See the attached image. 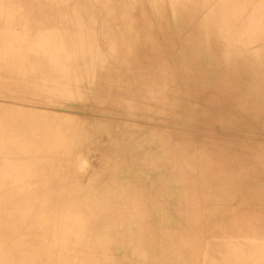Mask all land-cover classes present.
I'll return each mask as SVG.
<instances>
[{
    "label": "rangeland",
    "instance_id": "obj_1",
    "mask_svg": "<svg viewBox=\"0 0 264 264\" xmlns=\"http://www.w3.org/2000/svg\"><path fill=\"white\" fill-rule=\"evenodd\" d=\"M153 260L264 264V0H0V264Z\"/></svg>",
    "mask_w": 264,
    "mask_h": 264
},
{
    "label": "bare ground",
    "instance_id": "obj_2",
    "mask_svg": "<svg viewBox=\"0 0 264 264\" xmlns=\"http://www.w3.org/2000/svg\"><path fill=\"white\" fill-rule=\"evenodd\" d=\"M142 12H143V11H142ZM146 12H147V11H146ZM148 23H150V22H148ZM150 24H151V23H150ZM164 33H165V32H164ZM236 130H237V129H236ZM163 139H164V138H163ZM158 143H159V142H158ZM159 144H160V143H159ZM160 145H162V143H161ZM186 146H187V145H186ZM160 147H161V146H160ZM196 149H197V148H196ZM162 150H164V149H162ZM185 150H186V149H185ZM163 152H164V151H163ZM116 155H117V154H116ZM164 162H165V161H164ZM109 165H110V164H109ZM141 167H142V166H141ZM159 167H161V166H159ZM139 168H140V167H139ZM139 168H138V169H139ZM159 169H160V168H159ZM141 170H142V169H141ZM141 170H140V171H141ZM154 170H156V169H154ZM66 171H67V170H66ZM142 171H143V170H142ZM142 171H141V172H142ZM150 171H151V169H150ZM152 171H153V170H152ZM156 171H157V170H156ZM159 171H160V170H159ZM162 171H163V170H162ZM160 172H161V171H160ZM151 173H152V172H151ZM164 174H165V173H164ZM167 174H168V172H167ZM136 175H137V173H136ZM140 175H141V174H140ZM162 175H163V174H162ZM171 178H172V176H171ZM138 179H139V178H138ZM41 180H42V179H41ZM170 180H171V179H170ZM143 181H144V180H143ZM166 185H167V184H166ZM172 185H173V183H172ZM135 187H136V186H135ZM157 187H158V186H157ZM165 187H167V186H165ZM163 188H164V187H163ZM157 189H158V188H157ZM161 190H162V189H161ZM161 190H160V191H161ZM165 190H166V189H165ZM173 190H174V189H173ZM170 193H171V192H170ZM39 196H40V195H39ZM175 196H176V195H175ZM159 197H160V196H159ZM171 200H172V199H171ZM153 203H155V201H154ZM84 206H85V205H84ZM84 206H83V207H84ZM158 207H159V205H158ZM161 211H165V210H161ZM159 212H160V211H159ZM76 213H77V212H76ZM55 214H56V213H55ZM77 214H78V213H77ZM154 214H155V212H154ZM157 214H158V213H157ZM163 214H164V213H163ZM76 217H77V216H76ZM79 217H80V216H79ZM154 217H155V215H154ZM77 218H78V217H77ZM164 218H165V217H164ZM150 220H151V219H150ZM81 221H82V220H81ZM78 222H79V221H77V223H78ZM60 223H61V222H59V224H60ZM64 223H65V221H64ZM79 223H80V222H79ZM79 223H78V224H79ZM119 223H121V222H119ZM134 223H135V222H134ZM66 225H67V222H66ZM81 225H82V224H81ZM87 225H88V224H87ZM64 226H65V225H64ZM64 226H63V227H64ZM68 226H69V225H67V227H68ZM78 226H79V225H78ZM84 226H85V225H84ZM156 227H157V226H156ZM11 228H12V227H11ZM83 228H84V227H83ZM143 228H144V227H143ZM157 228H158V227H157ZM80 229H81V228H80ZM141 229H142V228H140V230H141ZM158 229H159V228H158ZM172 229H173V228H172ZM19 230H20V229H19ZM41 230H42V229H41ZM159 230H160V229H159ZM21 231H22V230H21ZM25 231H26V230H25ZM70 231H71V230H70ZM72 231H73V230H72ZM23 232H24V231H23ZM74 232H75V230H74ZM64 233H65V232H64ZM72 233H73V232H72ZM72 233H71V234H72ZM27 234H28V233H27ZM27 234H26V235H27ZM150 234H151V233H150ZM156 234H157V233H156ZM38 235H39V234H38ZM58 235H59V234H58ZM65 235H66V233H65ZM65 235H64V236H65ZM73 235H74V234H73ZM20 236H21V235H20ZM56 236H57V235H56ZM62 236H63V235H62ZM62 236H61V237H62ZM71 236H72V235H70V237H71ZM139 236H140V235H139ZM141 236H142V235H141ZM148 236H149V235H148ZM151 237H152V236H151ZM162 237H163V236H162ZM17 238H18V237H17ZM65 238H66V237H65ZM67 238H69V237H67ZM158 238H159V237H158ZM34 239H35V238H34ZM56 239H57V238H56ZM61 239H62V238H61ZM71 239H72V238H71ZM160 239H161V238H160ZM175 239H176V238H175ZM27 240H28V239H27ZM14 241H15V240H14ZM176 241H177V240H176ZM32 242H33V241H32ZM52 242H53V241H52ZM64 242H65V241H64ZM117 242H118V241H117ZM144 242H147V241H144ZM149 242H150V239H149ZM167 242H168V241H167ZM167 242H166V243H167ZM147 243H148V242H147ZM160 243H161V242H160ZM168 243H169V242H168ZM21 244H22V243H21ZM23 244H24V243H23ZM27 244H28V243H27ZM30 244H31V243H30ZM30 244H28V245H30ZM41 244H42V243H41ZM118 244H119V243H118ZM142 244H143V243H142ZM156 244H157V242H156ZM164 244H165V243H164ZM177 244H178V243H177ZM15 245H18V244H15ZM38 245H39V244H38ZM115 245H116V243H115ZM133 245H134V244H133ZM20 246L22 247V245H20ZM32 246H33V244H32ZM44 246H46V245H44ZM50 246H51V245H50ZM134 246H136V245H134ZM134 246H132V247H134ZM158 246H159V245H158ZM9 247H10V246H9ZM15 247H16V246H15ZM26 247H27V246H26ZM29 247H30V246H29ZM29 247H28V248H29ZM155 247H157V245H156ZM166 247H167V246H166ZM23 248H24V247H23ZM37 248H38V246H37ZM55 248H56V247H55ZM148 248H149V247H148ZM204 248H205V247H204ZM16 249H18V248H16ZM25 249H26V248H25ZM56 249H57V248H56ZM134 249H135V248H134ZM136 249H138V246H137ZM139 249H140V248H139ZM141 249H142V248H141ZM153 249H154V248H153ZM165 249H166V248H165ZM201 249H202V248H201ZM26 250H27V249H26ZM30 250H31V249H30ZM35 250H36V249H35ZM57 250H58V249H57ZM146 250H147V249H146ZM156 250H157V249H156ZM156 250H155V251H156ZM134 251H135V250H134ZM157 251H158V250H157ZM14 252H15V251H14ZM37 252H38V251H37ZM56 252H57V251H56ZM58 252H59V251H58ZM150 252H152V251H150ZM162 252H163V250H162ZM16 253H17V252H16ZM48 253H49V252H48ZM163 253H164V252H163ZM206 253H207V252H206ZM44 254H45V253H44ZM140 254H141V253H140ZM31 255H33V253H32ZM38 255H39V254H38ZM48 255H49V254H48ZM58 255H59V254H58ZM155 255H156V254H155ZM159 255H160V254H159ZM46 256H47V254H46ZM51 257H53V255H52ZM61 257H62V256H61ZM120 257H121V256H120ZM153 257H154V256H153ZM167 257H168V256H167ZM43 258H44V256H43ZM43 258H42V259H43ZM215 258H216V257H215ZM54 259H57V258L54 257ZM54 259H53V260H54ZM121 259L123 260V258H121ZM39 260H41V259H39ZM58 260H60V259H57V261H58ZM156 260H157V259H156ZM169 260H170V259H169ZM47 261H48V259H47ZM116 261H117V260H116ZM118 261H119V260H118ZM125 261H126V260H123V263H124ZM149 261H150V260H148V262H149ZM151 261H152V259H151ZM42 262H43V261H42ZM153 262H154V260H153ZM37 263L39 264V262H37ZM117 263H118V262H117ZM149 263H150V262H149ZM151 263H152V262H151ZM157 263H158V262H157ZM161 263H162V262H161ZM164 263H165V262H164ZM167 263H168V262H167ZM167 263H166V264H167ZM42 264H43V263H42ZM126 264H127V263H126ZM152 264H153V263H152ZM154 264H156V262H154ZM158 264H159V263H158Z\"/></svg>",
    "mask_w": 264,
    "mask_h": 264
}]
</instances>
